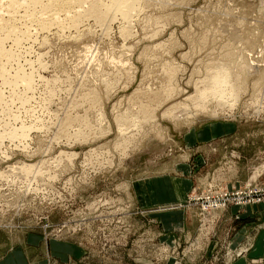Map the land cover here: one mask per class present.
<instances>
[{
	"label": "rangeland",
	"instance_id": "1",
	"mask_svg": "<svg viewBox=\"0 0 264 264\" xmlns=\"http://www.w3.org/2000/svg\"><path fill=\"white\" fill-rule=\"evenodd\" d=\"M139 1L129 22L90 16L40 31L42 4L25 13L0 0V264H234L242 254L217 231L230 205L264 203V0ZM225 63L239 95H198ZM179 105L189 108L180 122L166 111ZM159 176L192 188L151 206L137 196ZM222 196L224 207H208ZM173 208L187 223L165 228L159 212Z\"/></svg>",
	"mask_w": 264,
	"mask_h": 264
},
{
	"label": "bare ground",
	"instance_id": "2",
	"mask_svg": "<svg viewBox=\"0 0 264 264\" xmlns=\"http://www.w3.org/2000/svg\"><path fill=\"white\" fill-rule=\"evenodd\" d=\"M44 0H6V6L7 7H11V8H14L17 4L18 5H21L22 7L26 8L25 10V13L28 12L29 9H31L32 6H36V4H42L44 9L46 11V13H48V15L46 17H40L37 19V24L36 26L38 27V29L41 31H45L47 30L48 28H50V25L52 23H60L61 21L65 22L67 20V23L69 26H76L77 24H79L83 18H90V16H95L96 20L98 21V23H100V25H103L105 28H108L110 23L112 21H114V19H117L119 16L123 19H126L125 22H129L128 20V15L130 14V12L133 11V9L135 8H138L137 5L138 3L140 2L139 0H111L109 4H106L104 6V8L101 7L100 4H97L99 3L98 0H89V1H80V0H47L46 3L43 2ZM160 2V1H159ZM161 3V2H160ZM71 7V8H74V10L72 11L73 13L71 14L70 11L69 13H66L64 15H66L65 17H63V13H62V9L60 10V8L58 7ZM44 11V10H43ZM13 17V16H12ZM14 18V17H13ZM6 23L7 22H4L2 25H1V28H5L6 27ZM101 26V27H103ZM37 29V28H35ZM37 31V30H36ZM131 34V31L130 29H126L123 31V35L125 37L129 36ZM9 35V34H8ZM8 57V56H7ZM10 58V56H9ZM226 64V63H225ZM223 65L222 66H218L215 68H218L219 71L216 73V74H213L212 73V76H210V80L207 81L206 85H202L203 88L200 87V90L198 89L197 90V93L198 95H204V94H207L209 91H213L214 95L218 96L219 97H223L224 95H229L230 96H235L237 95V91L239 90V86H237L238 84L241 85L243 84L240 82L236 85V83L234 84V82H231V76H230V71H229V66L226 65ZM249 68V67H247ZM249 70V69H248ZM248 70H245L248 72ZM217 71V70H215ZM244 73V72H243ZM239 77V76H238ZM240 78V77H239ZM238 78V79H239ZM209 79V77H208ZM243 87V86H240V88ZM184 90V89H183ZM182 91V90H181ZM185 91V90H184ZM166 92V91H165ZM239 92V91H238ZM241 92V90H240ZM169 93V92H168ZM196 93V94H197ZM159 94V93H158ZM161 94V93H160ZM197 95V96H198ZM239 95V94H238ZM237 95V96H238ZM196 96V97H197ZM162 97V96H161ZM161 97L159 99H161ZM165 97V96H164ZM169 97V96H166V98ZM189 97H192L189 96ZM195 96H193L194 98ZM192 98V99H193ZM217 98V99H218ZM233 98V97H232ZM235 98V97H234ZM238 98V97H237ZM162 100V99H161ZM164 100V99H163ZM187 100V99H186ZM236 100V99H234ZM204 101V100H203ZM202 100L200 101L203 102ZM160 102V101H159ZM180 102V101H179ZM186 102V101H185ZM181 103H183L181 101ZM161 104V103H160ZM185 104V103H183ZM199 104V103H198ZM219 104V103H218ZM144 105V104H143ZM186 105V104H185ZM184 105V106H185ZM203 105V104H202ZM207 105V103H206ZM205 105V106H206ZM180 106V105H179ZM195 106V105H194ZM186 109H187V106H185ZM199 107V106H197ZM204 107V106H203ZM202 107V108H203ZM207 107V106H206ZM217 107H219L217 105ZM226 107V106H225ZM205 108V107H204ZM203 108V109H204ZM221 108V107H220ZM166 109V108H165ZM185 112V108L184 107H178L176 108L175 110H170L169 108H167V112L171 115H173L176 119L179 118V122L181 121L180 118L183 119V116H184V113ZM189 109V108H188ZM187 109V110H188ZM177 110V111H176ZM205 110V109H204ZM180 111V113H178ZM177 112V113H176ZM204 112V111H203ZM208 112V111H207ZM212 112V111H211ZM189 113V112H188ZM205 113V112H204ZM194 114V113H193ZM191 115V114H190ZM173 116H170V117H173ZM186 116V115H185ZM189 116V115H188ZM195 116V115H194ZM122 118H123V115H122ZM127 118V117H126ZM125 119V118H124ZM123 119V122L124 121H127L128 123H130L128 120H129V117L127 118V120ZM152 119V118H151ZM173 119V118H172ZM130 120H132V117H130ZM185 120V119H184ZM174 121V120H173ZM120 122V121H119ZM118 122V124H120ZM121 123V125H122ZM125 123H124V129H125ZM127 128V127H126ZM121 130L122 127H120ZM148 129V128H147ZM120 130V131H121ZM126 130V129H125ZM123 130V131H125ZM150 130V129H149ZM126 132V131H125ZM121 133V132H120ZM127 133V132H126ZM122 134V133H121ZM125 135V134H124ZM135 142V141H134ZM128 142L126 143L127 145L124 146V148H128V147H131V146H134V144H136V142ZM138 143V141H137ZM119 146V145H118ZM123 148V149H124ZM132 148V147H131ZM133 149V148H132ZM131 150V149H130ZM123 151V150H122ZM127 151L128 149L124 150V154L123 155H126L127 154ZM98 153V151H95V150H91L90 151V154L94 157L95 153ZM117 153V152H116ZM63 155H67L69 156V158H72L74 155H76V153L74 152H71V153H68V152H62ZM62 156V155H61ZM75 157V156H74ZM41 164V163H40ZM26 169H23L25 170L26 173H30V172H35V169L37 168L36 172H38V167H37V163L34 165H27V164H24L23 165ZM41 168V166H39ZM40 173V172H39ZM35 175V174H34ZM37 175V173H36ZM35 178V177H34ZM219 204V203H218ZM219 206V205H218ZM239 206V205H237ZM222 207V206H221ZM240 207V206H239Z\"/></svg>",
	"mask_w": 264,
	"mask_h": 264
},
{
	"label": "crops",
	"instance_id": "3",
	"mask_svg": "<svg viewBox=\"0 0 264 264\" xmlns=\"http://www.w3.org/2000/svg\"><path fill=\"white\" fill-rule=\"evenodd\" d=\"M142 182H146L145 186L148 188V192H139L137 197H141L143 193V200L151 206L180 201L182 194L192 188L188 178L177 183L175 178L159 176ZM148 193L150 196H147ZM219 213L221 219H229L230 223L223 229H218L217 233L223 232L229 233V235L226 239L218 237L217 243L224 240L222 244H225L227 241L232 249L242 252L240 255L237 253L239 257L234 264H264V203L241 207L230 205L226 210ZM170 214H174L178 220H171ZM159 215H161L160 220L165 228L180 226L181 222L186 224L189 216L184 208L183 210L168 209L167 212H159Z\"/></svg>",
	"mask_w": 264,
	"mask_h": 264
},
{
	"label": "built area",
	"instance_id": "4",
	"mask_svg": "<svg viewBox=\"0 0 264 264\" xmlns=\"http://www.w3.org/2000/svg\"><path fill=\"white\" fill-rule=\"evenodd\" d=\"M227 199H224V197H215L210 200L211 204L208 206L210 209L214 208H222L226 205ZM260 201V200H259ZM219 203V204H218ZM243 202H240V204ZM219 205V206H218ZM222 206V207H221Z\"/></svg>",
	"mask_w": 264,
	"mask_h": 264
}]
</instances>
